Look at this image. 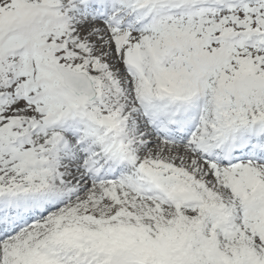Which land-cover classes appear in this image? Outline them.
<instances>
[{
  "label": "snow or ice",
  "instance_id": "snow-or-ice-1",
  "mask_svg": "<svg viewBox=\"0 0 264 264\" xmlns=\"http://www.w3.org/2000/svg\"><path fill=\"white\" fill-rule=\"evenodd\" d=\"M0 264H264V0H0Z\"/></svg>",
  "mask_w": 264,
  "mask_h": 264
}]
</instances>
